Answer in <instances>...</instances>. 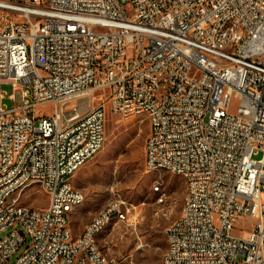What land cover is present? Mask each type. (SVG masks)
<instances>
[{"label": "built area", "instance_id": "built-area-1", "mask_svg": "<svg viewBox=\"0 0 264 264\" xmlns=\"http://www.w3.org/2000/svg\"><path fill=\"white\" fill-rule=\"evenodd\" d=\"M102 91L115 114L148 121L146 168L194 189L162 264H264V0H0V264L25 244L13 264H122L92 234L104 218L127 220L123 203L78 238L69 225L68 205L85 202L69 196L70 177L106 142ZM81 99L87 112L65 119ZM48 105L51 117L36 113ZM34 182L48 186L42 211L17 200Z\"/></svg>", "mask_w": 264, "mask_h": 264}, {"label": "rangeland", "instance_id": "rangeland-1", "mask_svg": "<svg viewBox=\"0 0 264 264\" xmlns=\"http://www.w3.org/2000/svg\"><path fill=\"white\" fill-rule=\"evenodd\" d=\"M2 91L6 97L4 104L12 108V102L7 99L13 94L12 87L3 86ZM106 92L97 93L99 97L103 95L107 110L104 148L74 176L73 186L86 195L82 207L92 212L86 217L87 222L113 202H121L124 209L129 210L127 220L113 223L98 237V247L105 255L122 264H162L168 247L165 232L181 217L187 185L180 176L151 172L146 168L144 146L150 132L148 121L143 117L127 119L115 114L108 106ZM17 105H20L19 93ZM89 105V99L68 104L64 108V118L83 115ZM237 107L238 102L232 100L230 114L235 115ZM36 113L51 117L54 106L39 107ZM263 157L261 154L256 159ZM27 193L26 206L38 211L47 208L49 197L40 187H33ZM245 222L243 230L255 224L251 219ZM82 223L84 219L80 225ZM9 232L1 234L0 239ZM235 235L245 237V232L238 231ZM26 247L27 244L7 264L15 263Z\"/></svg>", "mask_w": 264, "mask_h": 264}, {"label": "bare ground", "instance_id": "bare-ground-1", "mask_svg": "<svg viewBox=\"0 0 264 264\" xmlns=\"http://www.w3.org/2000/svg\"><path fill=\"white\" fill-rule=\"evenodd\" d=\"M226 29H233V22H226ZM142 35H150V28H142ZM239 41V31H232L230 37H228V44H236ZM150 133V132H149ZM95 157H87V164L93 160ZM151 172L161 173V172H167V169H158V168H147ZM74 176L70 177L69 181V196L71 197H78V192L80 190L76 189L73 186L72 179ZM187 185V198L185 200L184 206L182 208L181 217L177 219L175 222H173L167 230L172 229L179 223L180 221H183L184 218H191V208L190 204L193 203L194 198V189H192V185L189 180H187L186 177H182ZM40 187L45 193H48V186H44V183L42 182H34L27 186V190L19 191L17 192V200L18 201H24V199L27 197V191L33 187ZM159 189L156 188V191ZM31 197V196H30ZM5 210L10 211H18V203H5ZM76 210V205H68V214L73 213ZM114 223V218H104L103 224L99 226L97 232L95 234H92V244L95 247H98V237L102 235L112 224ZM167 232V231H166ZM168 247L171 248V238H167ZM165 257H169V250H166L163 259Z\"/></svg>", "mask_w": 264, "mask_h": 264}, {"label": "crops", "instance_id": "crops-1", "mask_svg": "<svg viewBox=\"0 0 264 264\" xmlns=\"http://www.w3.org/2000/svg\"><path fill=\"white\" fill-rule=\"evenodd\" d=\"M85 200H86V195H85ZM91 214H92V212L91 211H88L87 208H84V207L80 206L78 209H76L73 213H71L69 215V225H70V229H71L72 234H73V236L75 238H78V237H80L83 234V232L85 230V227L90 222V221L87 222L86 217L89 216V215H91ZM81 219L82 220L84 219V223H82V225H80Z\"/></svg>", "mask_w": 264, "mask_h": 264}]
</instances>
